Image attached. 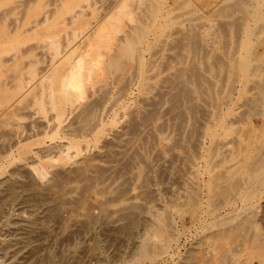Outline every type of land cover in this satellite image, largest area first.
<instances>
[{
  "label": "rangeland",
  "instance_id": "1",
  "mask_svg": "<svg viewBox=\"0 0 264 264\" xmlns=\"http://www.w3.org/2000/svg\"><path fill=\"white\" fill-rule=\"evenodd\" d=\"M222 1L0 0V264L264 263V177L259 175L264 170L261 118L264 98L260 89L253 88L264 76V29L250 23V27L253 25L252 40L250 36L243 37L242 30L236 34L239 46L232 51H235L236 58L247 63L244 72L233 66H213L215 57L228 61L227 56L234 48L233 31L238 30H233L229 24L224 29L223 25L219 27V23L231 21L232 15L238 17L234 21L242 18L236 11L230 14L227 11L228 16L217 15V7H224L229 2ZM110 19H113L118 32L114 33L102 53L105 59L103 66L112 73L108 74L106 70V74L104 70L96 73L91 85H85L84 96L79 101L71 98L69 93L71 108L67 106L64 113L56 115L49 95L52 90L56 94L54 84L59 93L63 92L57 78L58 71L63 65L68 70L73 64V56L82 58L93 40L92 36ZM237 21L236 26L240 23ZM220 29H224L222 35ZM192 30L195 34H191L193 40H190ZM225 32L228 40L227 43L224 41L227 44L224 49L227 51L223 52ZM179 34H184V39L189 41L186 46L185 40L179 39ZM177 39L180 40L177 41L179 54H176L175 47ZM194 39H198L199 44ZM101 40H105L104 37ZM130 43L135 45L130 46ZM190 43L194 44L193 48ZM190 47L194 49L193 53ZM195 48H199L197 57ZM153 50L157 51L154 55ZM116 52L122 54L115 62L112 58ZM137 53L145 56L142 57L143 66H146L143 77L140 76L139 63L133 60V54ZM175 54L177 57L174 58ZM162 56L173 59L163 65ZM250 57H254L252 61ZM18 65L19 70L15 71ZM112 66H120V69L112 70ZM193 67L197 69H194V75L203 77L199 89L196 86L198 82L193 83L195 77L192 80ZM175 75L178 77L176 80ZM163 79H169L173 87ZM97 82L108 84V89L107 86L103 89V85ZM201 88H205L203 93L206 97ZM184 91L190 93L188 98H182ZM98 98H101L100 105L93 102L95 118L92 126L82 129L78 119L84 105L86 108L89 102ZM141 100H144V105H141ZM146 101H151V105H146ZM98 105L100 108L96 107ZM151 107L155 113L151 112ZM132 116L138 124L145 120L147 127L144 122L134 128L132 125L137 122L130 121ZM127 122L132 127L130 124L127 126ZM128 127L131 129L127 130ZM141 130H144L142 134ZM128 142L130 146L126 144ZM249 143L251 148H248ZM131 144L136 151H132L134 147ZM24 147H28L26 153L20 152ZM60 156L65 158L64 162L57 160ZM129 157L133 160L130 161ZM87 158L91 159L87 160L91 165L86 173L88 179L79 178L76 172ZM111 168L113 171L109 170ZM233 180L239 185L231 187ZM181 194H185L183 198ZM241 229L246 230L242 232ZM237 230L239 235L235 234ZM233 235L234 239L231 238ZM199 256L201 260L197 262Z\"/></svg>",
  "mask_w": 264,
  "mask_h": 264
},
{
  "label": "bare ground",
  "instance_id": "2",
  "mask_svg": "<svg viewBox=\"0 0 264 264\" xmlns=\"http://www.w3.org/2000/svg\"><path fill=\"white\" fill-rule=\"evenodd\" d=\"M23 1V0H22ZM48 1V0H47ZM52 1V0H51ZM162 2L163 1H165V0H161ZM209 2H210V0H208ZM226 1H229L228 3H226V6L224 5V7L221 5H219V7H221L220 9H219V7H217L218 9L216 10V14L217 15H223V14H225L226 16H228V13L230 14L231 12L233 13V11L235 12L236 11V13L237 12H239L240 14V16L242 17V18H240L239 19V21H240V23H239V21H237V20H235L234 21V19H236V18H238L237 17V15H234V17H233V15H232V19H231V21L233 20V22H232V24H231V21H226V23L224 22V24H223V21H221V23H219V24H221V26H219V27H222V25H223V27L222 28H224V29H226L225 27H226V24H227V26H229V25H231V26H233V30H235V28H238V30H237V32H235V31H233V36H234V42H232L233 44H232V46L234 47V48H231V52L229 53L230 55L229 56H227V58H228V61H225V60H223L222 58H216L215 57V60H214V62H213V66H233V67H235V68H238V69H240L241 71H245L246 70V66H247V63L244 61V60H242L241 58H236L235 57V51H232V49H235V47H238L239 46V44L238 43H236V40H235V38L237 39L238 38V36L236 37V34H238V31L239 30H242L243 31V37H245V38H249V36L251 35V27L253 26H251L250 27V23H252V24H254V25H258L257 27H259L258 29H264V0H223L222 2H226ZM3 2V1H2ZM7 2V1H6ZM20 2V1H19ZM26 2H27V0H26ZM32 2V1H31ZM55 2V1H54ZM45 3V2H44ZM43 3V4H44ZM89 3V2H88ZM161 3V2H160ZM202 3V2H201ZM207 3V2H206ZM20 3H18V5H19ZM48 4H49V2H48ZM58 4V3H57ZM89 4H91V3H89ZM2 5V4H1ZM45 5H47V3L45 4ZM56 5V4H55ZM72 5V4H71ZM70 5V6H71ZM161 5V4H160ZM165 5H166V3H165ZM201 5V4H200ZM207 5V4H206ZM12 6V5H11ZM23 6H25V4H23L22 5V8H23ZM70 6H67L66 8L68 9V8H70ZM144 6V5H143ZM202 6V5H201ZM207 6H209V5H207ZM3 7V6H2ZM17 7V6H16ZM42 6H40L39 8H41ZM76 7V6H75ZM153 8H154V6H152ZM161 7V6H160ZM163 7V6H162ZM200 7V6H199ZM10 8V7H9ZM12 8V7H11ZM21 8V9H22ZM30 8V7H29ZM77 8V7H76ZM114 8V7H113ZM158 8V7H157ZM168 8V7H167ZM212 8V7H211ZM32 9H34V8H32ZM52 9V8H51ZM50 9V10H51ZM54 9H56V8H54ZM150 9H151V7H150ZM8 10V9H7ZM10 10V9H9ZM94 10V9H93ZM169 10H171V9H169ZM214 10V9H213ZM1 11V10H0ZM16 11V10H15ZM40 11V10H39ZM161 11H163V8H162V10ZM227 11H230V12H228L227 13ZM8 12V11H7ZM17 12V11H16ZM43 12H45V11H43ZM59 12V11H58ZM2 13V12H1ZM0 13V14H1ZM31 13V12H30ZM40 13V12H39ZM74 13V12H73ZM6 14V13H5ZM8 14H9V12H8ZM11 14H12V12H11ZM28 14V13H27ZM35 14V13H34ZM37 14V13H36ZM81 14V13H80ZM162 14V13H161ZM18 15H21V14H18ZM41 15V17H42V14H40ZM48 15H49V13H48ZM108 15V14H107ZM137 15V14H136ZM5 16V15H4ZM39 16V14H37V17ZM58 16V15H57ZM239 16V17H240ZM34 17H35V15H34ZM34 17H32V18H34ZM62 17V16H61ZM84 17V16H83ZM138 17V16H137ZM147 17V16H146ZM159 17V16H158ZM160 17L162 18V16L160 15ZM203 17V16H202ZM207 17H208V15H207ZM214 17V16H213ZM14 18V17H13ZM193 18V17H192ZM220 18H221V16H220ZM228 18V17H227ZM38 19V18H37ZM41 19V18H40ZM47 19V18H46ZM123 19V18H122ZM147 19V18H146ZM7 20V19H6ZM30 20V19H29ZM39 20V19H38ZM60 20H61V18H60ZM64 20V19H63ZM67 20V19H66ZM105 20V19H104ZM103 20V21H104ZM19 21V20H18ZM18 21H15V22H17V24H18ZM35 21V20H34ZM42 21V20H41ZM49 21H51V20H49ZM57 21V20H56ZM59 21V20H58ZM58 21H57V23H58ZM80 21V20H79ZM101 21V20H100ZM157 21V20H156ZM161 21V20H160ZM217 21V20H216ZM236 21L240 24H237V26H236ZM5 22V21H4ZM10 22V21H9ZM8 22V23H9ZM140 22V21H139ZM228 22V23H227ZM12 23V22H11ZM10 23V24H11ZM42 23V22H41ZM63 23H65L64 21H63ZM66 23H67V21H66ZM65 23V24H66ZM91 23V22H90ZM217 23H218V21H217ZM235 23V24H234ZM241 23H242V25H241ZM3 24V23H2ZM29 23L27 22V25H28ZM33 24V23H32ZM46 24V23H45ZM48 25H49V23H47ZM85 24V23H84ZM229 24V25H228ZM4 25V24H3ZM8 25V24H7ZM64 25V24H63ZM103 25V24H102ZM186 25V24H185ZM234 25H235V27H234ZM16 26V25H15ZM30 26H31V24H30ZM29 26V27H30ZM52 26V25H51ZM87 26V25H86ZM239 26H242V27H239ZM6 27V26H5ZM35 27V26H34ZM89 27H90V25H89ZM261 27V28H260ZM13 28V27H12ZM12 28H11V30H12ZM94 28V27H93ZM185 28V27H184ZM199 28V27H198ZM229 28V27H228ZM82 29V28H81ZM219 29V28H218ZM224 29H222L223 31H224ZM21 30V29H20ZM28 30V29H27ZM40 30V29H39ZM39 30H38V32H39ZM136 30V29H135ZM191 30V29H190ZM221 29H220V31H221V35H222V31ZM52 31V30H51ZM93 31V30H92ZM95 31V30H94ZM117 31V29H116V27L114 26V24H113V19H110V20H108V21H106V23L104 24V26L101 28V29H99V31H97L96 33H95V35H93L92 37H93V40L92 41H90L91 43L87 46V49H86V52H85V54H84V56L82 57V58H75L74 56H73V64L70 66V68L67 70V69H65V65H63L62 66V69L60 70V71H58V73H57V78L60 80V83H61V86H62V88H63V92L62 93H59L58 92V89H57V87H56V85L54 84V88H55V92H56V94L54 95V92H53V90H52V94H50L49 96H50V98H52V100H53V102L51 103L52 104V107H53V109H54V111H55V113H56V115H58V116H60L62 113H64V111L66 110V108H67V106H68V109H69V107L71 108V106H69V93H71V98L72 97H74L76 100H81L82 98H83V96H84V92H85V90H84V87H85V85L87 84V83H89L90 84V82L92 81V79H93V77L95 76V74L96 73H98V72H101V71H103L104 70V73L106 74V72L108 71V70H106L107 69V66H103V63H104V56H103V53H102V49H105L106 47H107V45H108V43L111 41V39L113 38V35H114V33ZM219 31V32H220ZM253 31V30H252ZM257 31L258 30H256L255 31V33H257ZM17 32V31H16ZM32 32H33V30H32ZM54 32V31H53ZM91 32V31H90ZM118 32V31H117ZM136 32V31H135ZM227 32V31H226ZM225 32V33H226ZM235 32V33H234ZM9 33H10V29H9ZM21 33V32H20ZM25 33H27V32H25ZM24 33V34H25ZM120 33V32H119ZM175 33H177V32H175ZM34 34V33H33ZM66 34V33H65ZM137 34V33H136ZM191 34H195V32H194V30H192V32L190 33V38H188V39H190V40H193V38L191 37ZM12 35H14V34H12ZM11 35V36H12ZM77 35V34H76ZM89 35H90V33H89ZM180 35V34H179ZM227 35V33L226 34H224V36L223 37H226V40L223 38V41H222V44H223V47H222V51L223 52H226L227 51V49H224V47L226 48L227 47V44H224V41H225V43H227V38H228V36H226ZM254 35H256V34H254ZM253 35V36H254ZM10 36V35H9ZM15 36V35H14ZM16 36H17V34H16ZM20 36V35H19ZM29 36H30V32H29ZM41 36V35H40ZM44 36H46V34L44 35ZM67 36V35H66ZM118 36V35H117ZM125 36H127V35H125ZM195 36V35H194ZM232 36V37H233ZM252 36V37H253ZM0 37H1V35H0ZM22 37H23V35H22ZM25 37V36H24ZM61 37H62V35H61ZM60 37V38H61ZM101 37H104V39L105 40H101ZM128 37V36H127ZM183 37V38H182ZM185 37L187 38V35L185 34ZM5 38V37H4ZM28 38V37H27ZM56 38H58V37H56ZM117 38H119V37H117ZM242 38V37H241ZM250 38H251V36H250ZM35 39V38H34ZM41 39V38H40ZM43 39V38H42ZM46 39V38H45ZM49 39V38H48ZM126 39V38H125ZM130 39H132L131 37H130ZM179 39L181 40V39H184V34H182V35H180L179 36ZM179 39H177L176 41H175V47H176V54L179 52V50H178V43L180 42V40ZM263 39V38H262ZM13 40H15V39H13ZM23 40H24V38H23ZM26 40V39H25ZM74 40V39H73ZM185 40V45L184 46H186V44H187V41H186V39H184ZM194 40H196V39H194ZM251 40H252V38H251ZM38 41V40H37ZM43 41V40H42ZM67 41V43H68V41L69 40H66ZM125 41V40H124ZM131 41H134V40H131ZM150 41V40H149ZM177 41H179L178 43H177ZM199 40L197 39L196 40V42H198ZM261 41V40H260ZM264 41V40H263ZM5 42V41H4ZM48 42V41H47ZM121 42V41H120ZM126 42V41H125ZM17 43V42H16ZM176 43H177V46H176ZM188 43H189V41H188ZM192 43V42H191ZM190 43V46L192 45ZM258 44L256 45V46H258L259 45V42H257ZM10 44H11V42H10ZM131 45L130 46H134L135 45V43H130ZM198 44H199V42H198ZM198 44H197V46L196 47H198ZM55 45V44H54ZM122 45V44H121ZM194 45V44H193ZM193 45H192V48H193ZM200 46V45H199ZM202 46V45H201ZM11 47V46H10ZM59 47H61V46H59ZM82 47V46H81ZM158 47V46H157ZM162 47V46H161ZM31 48V47H30ZM43 48H45V47H43ZM132 48V47H131ZM191 48V47H190ZM192 48H191V52L193 53L194 52V49L192 50ZM8 49V48H7ZM29 49V48H28ZM46 49V48H45ZM81 49V48H80ZM170 49V48H169ZM253 50H255L254 48H252ZM252 49H251V51H252ZM4 50H5V48H4ZM59 50H61V48H59ZM112 50V49H111ZM123 50V49H122ZM131 50V49H130ZM139 50V49H138ZM138 50H137V52H138ZM195 50H196V57H197V51L199 50V48H195ZM225 50V51H224ZM54 51H55V48H54ZM132 51H133V49H132ZM154 52L152 53V55H154L156 52H155V50H153ZM186 51V50H185ZM202 51V50H201ZM247 51H248V49L246 50V53H247ZM250 51V52H251ZM1 52V51H0ZM29 52V51H28ZM131 52V51H130ZM223 52H222V54H223ZM112 53V52H111ZM114 53V52H113ZM180 53V52H179ZM178 53V54H179ZM242 53V52H241ZM6 54V53H5ZM11 54V53H10ZM50 54H51V52H50ZM59 54V53H58ZM119 54H122V52H116V54H114L113 55V60H115V59H118L119 58ZM175 54V56H174V58L175 57H177V55ZM202 54H203V52H202ZM253 53L251 52V55H252ZM36 55V54H35ZM61 55V54H60ZM74 55V54H73ZM76 55V54H75ZM112 55V54H111ZM150 55H151V52H150ZM204 55V54H203ZM242 55V54H241ZM249 55V54H248ZM247 55V56H248ZM254 55V54H253ZM14 56V55H13ZM69 56V55H68ZM109 56H110V53H109ZM223 56H225V53L223 54ZM260 56V55H259ZM17 57V56H16ZM142 57H143V53L141 54V53H137L136 55H134L133 54V60L135 61V62H137V63H139V66H138V68L140 69V76L141 77H143V72H144V68L146 67V66H143V60H142ZM145 57V56H144ZM143 57V58H144ZM204 57V56H203ZM254 57L255 58H257L255 55H254ZM253 57V58H254ZM264 57V56H263ZM1 58V57H0ZM53 58V57H52ZM110 58H111V56H110ZM171 57L169 56V57H167V56H162L161 57V63L163 64V65H165V64H169V61L171 60V59H173V58H171ZM251 58V61L253 60V58L252 57H250ZM10 59V58H9ZM14 59V58H13ZM108 59V58H107ZM120 59V58H119ZM190 59H191V61L190 62H193L192 61V59L193 58H191L190 57ZM189 59V60H190ZM31 60H33V59H31ZM112 60V61H113ZM123 60V59H122ZM196 60V59H195ZM4 61V60H3ZM34 61V60H33ZM37 61V60H36ZM35 61V62H36ZM117 60H115V62H116ZM134 61H133V63H134ZM1 62V61H0ZM69 62V61H68ZM120 62H121V60H120ZM119 62V63H120ZM182 62H183V59H182ZM189 62V61H188ZM3 63V62H2ZM1 63V64H2ZM23 63V62H22ZM123 63V62H122ZM153 63V62H152ZM201 63V62H200ZM204 63V62H203ZM5 64V63H4ZM16 64V63H15ZM33 64H35L34 62H33ZM53 64V63H52ZM51 64V65H52ZM62 64V63H61ZM190 64V63H189ZM192 64V63H191ZM190 64V65H191ZM193 64H194V62H193ZM192 64V65H193ZM202 64V63H201ZM25 65V64H24ZM28 65V64H27ZM32 65V64H31ZM117 65H118V63H117ZM190 65L188 66V68L190 67ZM263 65L264 64H262V69H263ZM3 66V65H2ZM19 66L20 65H18L17 67V70H15V71H18L19 70ZM148 66V65H147ZM203 66V65H202ZM16 67V66H15ZM69 67V66H68ZM67 67V68H68ZM132 67H133V65H132ZM258 67H259V65H258ZM191 68H192V66H191ZM197 68V67H196ZM214 68V67H213ZM257 68V67H256ZM14 69H16V68H14ZM32 69V68H31ZM34 69H36V68H34ZM108 69H109V67H108ZM113 69H120V66H112V70ZM194 69H195V67H193V76H192V80H194V78L193 77H195V82L193 81V83H194V85L196 84V86H198L197 88L199 89V86H200V84H201V82L203 81L202 79H203V77L201 76V78L200 77H198V76H200V74H198V76L197 75H194ZM202 70L204 69V68H201ZM1 70V69H0ZM40 70V69H39ZM63 70L65 71L64 73H63ZM105 70H106V72H105ZM110 70V69H109ZM118 70H116V72L118 71ZM216 70H217V68H216ZM31 71V70H30ZM111 71V70H110ZM161 71V70H160ZM181 70H179L178 72H179V74L181 73L180 72ZM192 71V69L190 70V72ZM195 71H197V69H195ZM204 72L206 71V69H204L203 70ZM7 72H8V70H7ZM40 72H41V70H40ZM186 70H185V75H186ZM224 72H225V70H224ZM226 72L227 73H231V70H227L226 69ZM17 73V72H16ZM34 73V72H33ZM32 73V74H33ZM36 74L38 73L37 71L35 72ZM108 73V72H107ZM109 73H112V72H109ZM108 73V74H109ZM132 73V72H131ZM182 73H183V71H182ZM195 74H197V73H195ZM262 74H264V69L262 70ZM4 75V74H3ZM14 75V74H13ZM47 75V74H46ZM190 75V74H189ZM171 76V75H170ZM188 76V75H187ZM224 76V75H223ZM11 77V76H10ZM106 77V76H105ZM150 77V76H149ZM175 77H176V79L178 78L176 75L174 76V79H175ZM190 77V76H189ZM21 78H22V76H21ZM29 78H30V76H29ZM35 78V77H34ZM38 78V77H37ZM54 78H55V76H54ZM152 78V77H151ZM233 76H232V80H233ZM4 79V78H3ZM19 79H20V77H19ZM114 79H115V77H114ZM127 79V78H126ZM136 79H137V77H136ZM175 79V80H176ZM8 80H10V78H8ZM15 80V79H14ZM29 79H27V81H28ZM110 80V79H109ZM108 80V81H109ZM164 80H167V79H163V82H164ZM202 80V81H201ZM206 80V79H205ZM223 80V79H222ZM103 81V80H102ZM168 81V84L170 83L171 84V82H170V80L168 79L167 80ZM187 81L189 82V79H187ZM186 81V82H187ZM23 82H24V80H23ZM94 82V81H93ZM112 82H114V81H112ZM123 82H124V80H123ZM125 82H126V80H125ZM124 82V83H125ZM232 82V81H231ZM30 83V82H29ZM98 83V82H97ZM100 83V82H99ZM98 83V84H99ZM136 83H137V81H136ZM165 83H167V82H165ZM176 83H179V82H176ZM191 83V82H190ZM206 83H209L208 81L206 82ZM220 83H221V81H220ZM256 83V82H255ZM21 84H24V83H21ZM48 84H49V80H48ZM93 84V83H92ZM101 84V83H100ZM132 84V83H131ZM169 84V86H171V87H173L172 85H174L173 83L170 85ZM30 85V84H29ZM44 85V84H43ZM43 85H41V86H43ZM91 85V84H90ZM101 85H103V89L107 86V89H108V84H105L104 82L101 84ZM105 85V86H104ZM181 86H183L182 85V81H181V84H180ZM202 85V84H201ZM209 85H211V84H209ZM240 85V84H239ZM5 86V85H4ZM27 86V85H26ZM99 86V85H98ZM125 86V85H124ZM168 86V87H169ZM185 86H187V85H185ZM231 86V85H230ZM241 86V85H240ZM0 87H1V84H0ZM34 87V86H33ZM44 87V86H43ZM121 87H123V86H121ZM148 87V86H147ZM149 87H150V85H149ZM176 87V86H175ZM177 87H178V85H177ZM195 87V86H194ZM208 87V86H207ZM110 88V87H109ZM188 88V87H187ZM253 88H258V89H260L261 90V94H262V98H264V76H263V78L260 80V82L257 84H254L253 85ZM252 88V89H253ZM17 89V88H16ZM22 89V88H21ZM87 89V88H86ZM123 89V88H122ZM133 89V88H132ZM169 89H171V88H169ZM203 89V90H202ZM204 89L205 88H201V93H203V91H204ZM208 89H209V87H208ZM230 89H231V87H230ZM239 89V88H238ZM4 90H5V87H4ZM13 90V89H12ZM84 90V91H83ZM88 90V89H87ZM146 90V89H145ZM196 90V89H195ZM95 91H97V89L95 90ZM99 91H101V90H99ZM106 91V90H105ZM104 91V92H105ZM178 91V90H177ZM220 91V90H219ZM218 91V92H219ZM2 92V91H1ZM35 92V91H34ZM37 92V91H36ZM119 92H120V90H119ZM156 92V91H155ZM197 92V91H196ZM199 92V91H198ZM197 92V93H198ZM3 93V92H2ZM5 93V92H4ZM10 93V92H9ZM9 93H8V95H9ZM51 93V92H50ZM191 93H192V91H191ZM228 93V92H227ZM90 94V93H89ZM100 94H101V92H100ZM190 93L188 92V91H184L183 93H182V98H188ZM199 94V93H198ZM6 95H7V93H6ZM162 95H164V94H162ZM203 95L205 96L206 94H204L203 93ZM153 96V95H152ZM177 96V95H176ZM188 96V97H187ZM207 96V95H206ZM205 96V97H206ZM255 96H256V94H255ZM119 97V96H118ZM155 97H157L158 99H160L159 97H158V95L156 96L155 95ZM6 98H7V96H6ZM140 98V97H139ZM181 98V97H180ZM194 98V97H193ZM8 99V98H7ZM7 99H6V101H7ZM99 99H101V98H98V99H93V101H92V103H90L89 102V104H87V106H86V108H85V105H84V110L81 112V114H80V116H79V119H78V123H80V126H81V128L82 129H85V130H87V129H89L91 126H92V124H93V121H94V118H95V115H94V110H95V104L94 103H96V104H99L100 105V100ZM149 99L151 100V98L149 97ZM2 100V99H1ZM11 100V99H10ZM9 100V101H10ZM35 100V99H34ZM40 100V99H39ZM97 100H98V102H97ZM112 100H114V99H112ZM183 100V99H182ZM203 99L201 98V101H202ZM2 101H4V100H2ZM5 101V102H6ZM50 101V100H49ZM94 101H96V102H94ZM142 101V100H141ZM140 101V102H141ZM144 101V100H143ZM142 101V103H141V105L143 104H145L144 102ZM152 101V100H151ZM150 101V102H151ZM5 102H3V103H5ZM25 102V101H24ZM94 102V103H93ZM147 102V101H146ZM150 102L148 103H146V105L148 104L149 106L151 105L150 104ZM158 102H160V101H158ZM157 102V103H158ZM170 102V101H169ZM204 102V101H203ZM9 103V102H8ZM50 103V102H49ZM72 103V102H71ZM153 103V102H152ZM205 103V102H204ZM6 104H7V102H6ZM6 104H5V106H6ZM17 104H18V102H17ZM28 104V103H27ZM156 103H154V104H152V107H153V105H155ZM251 104V103H250ZM1 105V104H0ZM8 105V104H7ZM71 105V104H70ZM99 105L98 106H96V107H99ZM161 105H162V103H161ZM176 105V104H175ZM212 105H213V103H212ZM16 106H18V105H16ZM27 106V105H26ZM118 106H119V104H118ZM158 106H159V103H158ZM13 107V106H12ZM50 107V106H49ZM148 107V106H147ZM152 107H151V109L150 110H152ZM263 107H264V103H263ZM23 108V107H22ZM100 108V107H99ZM174 108V107H173ZM189 108V107H188ZM250 108V107H249ZM43 109V108H42ZM108 109V108H107ZM5 110V109H4ZM3 110V111H4ZM49 110H50V108H49ZM150 110H148L149 112H150ZM157 110V109H156ZM172 110V109H171ZM171 110H169L170 112H172ZM27 111V110H26ZM98 111V110H97ZM115 111V110H114ZM113 111V112H114ZM138 111V110H137ZM145 111V110H144ZM155 111V110H154ZM169 111H168V113H169ZM179 111V110H178ZM245 111V110H244ZM263 111H264V108H263ZM41 112V111H40ZM50 112V111H49ZM147 111H145V113H146ZM151 112H153V110L151 111ZM157 112V111H156ZM193 112H194V109H193ZM243 112V111H242ZM153 113H155V112H153ZM166 113V112H165ZM7 114V113H6ZM23 114V113H22ZM148 113H146V115H147ZM176 114V113H175ZM178 114V113H177ZM183 114V113H182ZM181 114V115H182ZM110 115V114H109ZM131 115V114H130ZM153 115V114H152ZM151 115V117L153 118V116ZM162 115V114H161ZM195 115V114H194ZM200 115V114H199ZM9 116V115H8ZM128 116V115H127ZM135 116V115H134ZM134 116H132L131 118H130V121H132L134 118ZM148 116H150V115H148ZM180 116V115H179ZM201 116H202V114H201ZM4 117H6V116H4ZM29 117V116H28ZM42 117V116H41ZM97 117V116H96ZM139 117V116H138ZM161 117V116H160ZM192 117V116H191ZM133 118V119H132ZM145 118H146V116H145ZM261 118L263 119V127H264V113H262L261 114ZM190 119V118H189ZM221 119V118H220ZM140 120V119H139ZM143 120V119H142ZM142 120H140L141 121V123H142ZM146 120H148V123H149V119H146ZM161 120V119H160ZM185 120V119H184ZM194 120H195V118H194ZM63 121V120H62ZM129 121V122H130ZM134 121V122H133ZM132 121V123H135V122H137V121H135V120H133ZM144 122H145V125H146V121L144 120ZM143 122V123H144ZM152 122V121H151ZM191 122V121H190ZM77 123V124H78ZM131 123V122H130ZM129 123V124H130ZM131 123V124H132ZM141 123H139L138 124V122L137 123H135V124H133L132 126L134 127V128H137V124L138 125H143V123L141 124ZM159 123V124H158ZM157 124L158 125H161V123L160 122H158ZM178 123V122H177ZM176 123V124H177ZM196 123V122H195ZM260 123H262V120H261V122ZM28 124V123H27ZM100 124V123H99ZM129 124H128V122H127V126H129ZM131 124H130V126H131ZM150 124V123H149ZM251 124H253V123H251ZM258 124V123H257ZM165 125V124H164ZM163 125V126H164ZM131 126V127H132ZM151 126V125H150ZM199 126V125H198ZM258 126V125H257ZM131 127H128V129L127 130H129V129H131ZM145 127H147V125L145 126ZM161 127V126H160ZM160 127H156V128H160ZM227 127V126H226ZM127 128V127H126ZM151 128V127H150ZM156 128H155V130H156ZM164 128L165 127H163L162 129L164 130ZM192 128V127H191ZM123 129V128H122ZM146 129V128H145ZM193 129V128H192ZM191 129V130H192ZM75 130V129H74ZM77 130V129H76ZM157 130H159V129H157ZM246 130H247V128H246ZM245 130V131H246ZM249 130V129H248ZM259 130V129H258ZM0 131H2V130H0ZM79 131V130H78ZM138 131V130H137ZM144 130H141V134H142V132H143ZM190 131V130H189ZM129 132V131H128ZM128 132H127V134H128ZM159 132V131H158ZM188 132V131H187ZM194 132H196V131H194ZM249 132V131H248ZM253 132H254V129H253ZM139 133V132H138ZM145 133H146V131H145ZM144 133V134H145ZM126 134V135H127ZM131 134V133H130ZM140 134V135H141ZM143 134V135H144ZM245 134V133H244ZM256 134V133H255ZM2 135V134H1ZM4 135V134H3ZM150 135V137L152 138V133L151 134H149ZM222 135V134H221ZM119 136H121V135H119ZM132 136V135H131ZM135 136V135H134ZM196 136H197V134H196ZM195 136V137H196ZM211 136V135H210ZM3 137V136H2ZM1 137V138H2ZM136 137H138V135H136ZM149 137V138H150ZM186 137V136H185ZM116 138V137H115ZM243 138V137H242ZM132 139V141L133 140H135L134 138H131ZM127 140V139H126ZM129 140H130V138H129ZM149 140V139H148ZM243 140V139H242ZM124 141H125V139H124ZM123 141V142H124ZM132 141H129L130 143H132ZM136 141V144H137V142H138V144H139V141H137V140H135ZM140 141H143V139L142 140H140ZM145 141V140H144ZM129 142L128 143H126V144H128V146H130L129 145ZM154 142V141H153ZM177 142V141H176ZM193 142V141H192ZM241 142V141H240ZM20 143V142H19ZM133 143H135V142H133ZM148 143V142H147ZM149 143H150V141H149ZM104 144H106V143H104ZM110 144V143H109ZM137 144V145H138ZM145 144V143H144ZM144 144H142V145H144ZM215 143H213V145H214ZM223 144V143H222ZM108 145V144H107ZM111 145V147L113 146L112 144H110ZM123 145V147L125 146V144H122ZM121 145V146H122ZM136 145V146H137ZM249 146H248V148H251L252 147V145L249 143L248 144ZM115 146V145H114ZM121 146H120V148H121ZM127 146V145H126ZM131 146H132V148L134 147V144L132 145L131 144ZM147 146H148V144H147ZM1 147V146H0ZM117 147V146H116ZM175 147V146H174ZM177 147V146H176ZM59 148V147H58ZM119 148V147H118ZM139 148V147H138ZM152 148V147H151ZM218 148H219V146H218ZM263 149H264V147H262ZM27 149H28V147L26 148V147H24L23 149H20V152H22V153H26V151H27ZM130 149V148H129ZM126 150H128V148L126 149ZM125 150V151H126ZM135 150V147H134V149H132V151H134ZM149 150V149H148ZM235 150V149H234ZM234 150H233V152H234ZM260 150H262V149H260ZM132 151H131V153H132ZM136 151V150H135ZM144 151V150H143ZM168 151V150H167ZM124 152V151H123ZM122 152V153H123ZM148 152V151H147ZM112 153V152H111ZM120 153V152H119ZM118 153V154H119ZM127 152H125V154H126ZM134 153V152H133ZM150 153V152H149ZM148 153V154H149ZM154 153H156V152H154ZM158 153V152H157ZM260 153V152H259ZM118 154H116V156L118 155ZM129 154H130V152H129ZM221 154V153H220ZM25 155V154H24ZM114 155V154H113ZM122 154L120 153V155L119 156H121ZM213 155V154H212ZM218 155V154H217ZM230 155V154H229ZM70 156V155H69ZM105 156H106V154H105ZM115 156V157H116ZM123 156H125L124 154H123ZM130 156H131V154H130ZM154 156H155V154H154ZM157 156V155H156ZM262 156V155H261ZM106 157H108V156H106ZM141 159H142V157L141 156H139ZM184 157V156H183ZM258 157V156H257ZM58 158V157H57ZM84 158V157H83ZM98 158V157H97ZM124 158H126V157H124ZM132 158V157H131ZM31 159V158H30ZM93 159V158H92ZM102 159V158H101ZM126 159H128V158H126ZM159 159H161L160 157H159ZM32 160V159H31ZM57 160H59V161H62V162H64L65 161V158L63 157V156H60V158L59 159H57ZM87 160H91V159H89V158H87L86 160H85V162H84V164H83V166H81V167H79V169L77 170V174L76 175H78V177L79 178H86V177H88V176H86V173H87V171H88V169L90 168V163L89 162H87ZM98 160V159H97ZM111 160H112V157H111ZM129 160H130V157H129ZM131 160H133V159H131ZM130 160V161H131ZM208 160H209V158H208ZM220 160V159H219ZM260 160V159H259ZM99 161H101V160H99ZM121 161V160H120ZM119 161V162H120ZM128 161V160H127ZM78 162V161H77ZM83 162H81V163H83ZM116 162V161H115ZM118 162V163H119ZM103 163V162H102ZM117 163V162H116ZM40 164V163H39ZM97 164V163H96ZM120 164V163H119ZM130 163H129V161H128V165H129ZM214 164H215V162H214ZM48 165V164H47ZM141 165V164H140ZM144 165V163H142V166ZM145 165H147V164H145ZM212 165V164H211ZM210 165V166H211ZM98 165H96L95 166V168H97L96 170H98V168L99 167H97ZM116 166H117V164H116ZM213 166V165H212ZM246 166V165H245ZM244 166V167H245ZM254 166V165H253ZM259 166V165H258ZM119 167V166H118ZM94 167H93V169H95ZM108 167H106V168H103V169H107ZM229 168V167H228ZM257 168V167H256ZM264 168V167H263ZM102 168L100 167V171L101 172H103L102 170H101ZM141 169H143V168H141ZM211 169V168H210ZM39 170V169H38ZM109 170H111V171H113L112 170V168L111 169H109ZM137 170H138V167H137ZM105 171V170H104ZM125 171H126V168H125ZM208 171H209V169H208ZM43 172V171H42ZM89 172H92L91 170L89 171ZM97 175L99 174L98 172H96V171H94ZM205 172V171H204ZM73 173V172H72ZM93 173V172H92ZM110 173V172H109ZM114 173V172H113ZM140 173V172H139ZM37 174H38V172H37ZM74 174V173H73ZM112 174V173H111ZM116 174V173H115ZM150 174V173H149ZM96 175V176H97ZM102 175V174H101ZM101 175H99V177L101 176ZM103 175H104V172H103ZM102 175V176H103ZM144 175V174H143ZM230 175V174H229ZM259 175L260 176H263L264 177V170H262V172L261 173H259ZM61 176V175H60ZM113 176H114V174H113ZM57 177H59V175L57 176ZM63 177V176H62ZM99 177H97V178H99ZM142 177V176H141ZM140 177V178H141ZM224 177V176H223ZM262 177V178H263ZM61 178V177H60ZM93 178H94V176H93ZM96 178V177H95ZM139 178V179H140ZM64 180H65V178H63ZM86 179H88V178H86ZM145 179V178H144ZM32 180V179H31ZM94 180H96V179H94ZM221 180V179H220ZM82 181V180H81ZM144 181V180H143ZM224 181V180H223ZM33 182V181H32ZM54 182H57V181H54ZM54 182H52V185H54L55 183ZM77 182V181H76ZM93 182V181H92ZM60 183H61V181H60ZM89 183V182H88ZM57 184H58V182H57ZM63 184H64V182H63ZM238 183L236 182V181H231V183H230V185H231V187L232 186H234V185H237ZM85 185V184H84ZM83 185V186H84ZM198 185V184H197ZM239 185V184H238ZM85 186H87V185H85ZM54 187V186H53ZM52 187V188H53ZM203 187V186H202ZM239 187V186H238ZM30 188V187H29ZM46 188V187H45ZM191 187H189V189H190ZM22 189V188H21ZM44 189V188H43ZM50 189V188H49ZM54 189H56V188H54ZM9 190V189H8ZM13 190V189H12ZM23 190V189H22ZM33 190H35V189H33ZM78 190V189H77ZM243 190H244V188H243ZM10 191V190H9ZM13 191H15V190H13ZM50 191V190H49ZM57 191H59V187H58V185H57ZM65 191V190H64ZM79 191L81 192V190L79 189ZM192 191H194V190H192ZM201 191V190H200ZM250 192V191H249ZM11 193V192H10ZM57 193V192H56ZM228 193V192H227ZM93 194V193H92ZM234 194V193H233ZM11 196L13 195V194H10ZM63 195V194H62ZM94 195H96V194H94ZM182 195V194H181ZM185 195V194H184ZM184 195H182V198H183V196ZM50 196V195H49ZM85 196V195H84ZM187 196H189V195H187ZM13 197V196H12ZM87 197V196H86ZM224 197V196H223ZM12 198H10V199H8V200H11ZM46 199V198H45ZM47 200H49V199H47ZM214 200V199H213ZM224 200V199H223ZM187 201H188V197H187ZM192 200H190L189 199V202L192 204V202H191ZM235 201H236V199H235ZM33 201H31V203H32ZM189 202H187V203H189ZM27 203V202H26ZM30 203V202H29ZM102 203V202H101ZM104 203V202H103ZM214 203V202H213ZM220 203V202H219ZM104 204H106V203H104ZM182 204H184V203H182ZM222 204V203H221ZM235 204V203H234ZM181 204H179V206H180ZM202 205V204H201ZM233 205V204H232ZM182 206V205H181ZM192 208L194 207V205L192 204V206H191ZM263 207V206H262ZM200 208H201V206H200ZM255 208H257V207H255ZM263 209V208H262ZM200 210V209H199ZM223 210V209H222ZM255 210V209H254ZM201 211H203L202 209H201ZM204 214V213H203ZM239 214V213H238ZM196 215H198V214H196ZM195 215V216H196ZM202 215V214H201ZM243 215V214H242ZM251 215V214H250ZM254 215V214H253ZM181 216H184V215H181ZM185 216H187V215H185ZM246 216V215H245ZM252 216V215H251ZM155 217V216H154ZM188 217V216H187ZM241 218H242V216H241ZM245 218V217H244ZM183 219V218H182ZM181 219V220H182ZM188 219H189V217H188ZM202 218H200L199 220H201ZM240 219V218H239ZM256 219V218H255ZM156 220V219H155ZM198 220V221H199ZM237 220H238V218H237ZM261 220H262V218H261ZM197 221V220H196ZM238 222V221H237ZM244 222H246L245 220H244ZM249 222H250V220H249ZM197 223V222H196ZM195 223V224H196ZM215 223V222H214ZM228 223H229V220H228ZM236 223V222H235ZM240 223H241V220H240ZM251 223V222H250ZM259 223V222H258ZM245 224V223H244ZM151 225V224H150ZM166 225V224H165ZM264 225V224H263ZM240 226V225H239ZM241 226H242V224H241ZM245 226H248V225H246L245 224ZM245 226H244V228H245ZM214 227V226H213ZM235 227H236V225H235ZM257 227V226H256ZM232 228V227H231ZM234 228V227H233ZM242 228V227H241ZM263 228V227H262ZM227 229H229L228 227H227ZM236 229H237V227H236ZM246 229H247V227H246ZM245 229V230H246ZM221 230H222V228H221ZM242 230V232H244L245 230H243V229H241ZM261 230V229H260ZM224 231H225V229H224ZM230 231H231V229H230ZM250 231H251V229H250ZM241 232V233H242ZM261 232V231H260ZM224 233V232H223ZM231 234L233 233V232H230ZM238 234V230H237V232H235V234ZM248 233H249V231H248ZM227 234H228V231H227ZM226 234V235H227ZM230 234V235H231ZM146 235V234H145ZM216 235V234H215ZM225 235V236H226ZM239 235V234H238ZM35 236V235H34ZM210 236H212V235H210ZM222 236H224V235H222ZM206 237V239H207V237L208 236H205ZM247 237V236H246ZM36 238V237H35ZM210 238V237H209ZM213 238V236L210 238L211 240H213L212 239ZM222 238V237H221ZM220 238V239H221ZM231 238H233L234 239V235H233V237H231ZM231 238H230V240H231ZM238 239H239V237H238ZM224 240H225V238H224ZM248 240V239H247ZM151 241V240H150ZM196 241V240H195ZM215 240H213V242H214ZM221 241H222V239H221ZM138 243H139V241H138ZM49 244V243H48ZM152 244V243H151ZM173 244V243H172ZM223 244V243H222ZM222 244H221V242H220V246L222 247ZM248 244V243H247ZM217 245V244H216ZM214 246V248H216L217 246ZM234 245V244H233ZM233 245H232V247H233ZM192 246V245H191ZM148 247V246H147ZM51 248V247H50ZM139 248V247H138ZM234 248V247H233ZM238 249V248H237ZM136 251V250H135ZM149 251V250H148ZM205 251V250H204ZM219 251V250H218ZM232 251V250H231ZM188 253H189V251H187ZM186 252V253H187ZM137 253V252H136ZM191 253L192 252H190V255H191ZM193 254H194V252H193ZM193 254H192V258L194 257L195 258V256H193ZM201 254V253H200ZM197 255V254H196ZM213 256L215 255V254H212ZM174 256V255H173ZM201 256H204V253L201 255ZM189 257V256H188ZM190 257V258H191ZM244 257V256H243ZM242 257V258H243ZM44 258V257H43ZM193 258V259H194ZM260 258V257H259ZM47 259V258H46ZM212 259V258H211ZM226 260H227V258H225ZM49 260V259H48ZM48 260H47V262H48ZM187 260V259H186ZM199 260H201V257L199 256V258H198V260H197V262L199 261ZM207 260V259H206ZM259 260H262V259H259ZM41 261V260H40ZM51 261V260H50ZM190 261H192V259L190 260ZM219 261V260H218ZM203 262H205L204 261V259H203ZM227 262V261H226ZM260 262V261H259ZM228 263V262H227ZM200 264V263H199ZM206 264H207V262H206ZM211 264V263H210ZM254 264V263H253ZM264 264V263H263Z\"/></svg>",
  "mask_w": 264,
  "mask_h": 264
}]
</instances>
